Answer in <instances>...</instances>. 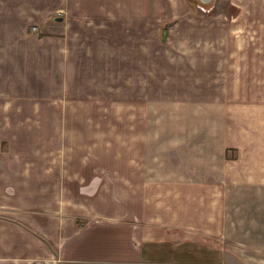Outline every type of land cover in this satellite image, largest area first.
I'll list each match as a JSON object with an SVG mask.
<instances>
[{
	"label": "crops",
	"instance_id": "crops-1",
	"mask_svg": "<svg viewBox=\"0 0 264 264\" xmlns=\"http://www.w3.org/2000/svg\"><path fill=\"white\" fill-rule=\"evenodd\" d=\"M161 2L0 0V36L24 37L0 42V69L44 83L25 98L58 102L0 108V264H264V191H222L224 145L206 148L215 168L186 175L170 164L179 150L157 146L154 125L29 123L40 114L86 118L66 104L108 78L121 83L112 88L121 87L123 100L134 87V98L144 99L146 77L156 82L175 60L161 57L163 30L145 28L147 9L154 17ZM55 18L56 26L48 24ZM33 25L64 38L28 41ZM157 35L152 46L140 43ZM159 149L174 171L155 163Z\"/></svg>",
	"mask_w": 264,
	"mask_h": 264
},
{
	"label": "rangeland",
	"instance_id": "rangeland-1",
	"mask_svg": "<svg viewBox=\"0 0 264 264\" xmlns=\"http://www.w3.org/2000/svg\"><path fill=\"white\" fill-rule=\"evenodd\" d=\"M247 3L246 0H211L206 4L200 0H162L160 5H155L156 16L151 17L153 13L147 9L145 28L147 32L156 30L155 25L165 31V35L161 40L158 35L144 36L140 43L152 46L160 40L161 57L172 56L175 60L169 71L163 69L156 75V82L146 77L144 99L134 98V87L133 93H129L130 100H123L121 87L112 88L121 83L110 85L108 78L104 85L90 83L84 95L86 99L66 104L73 109L81 108L88 114L86 118L40 114L34 115L29 123L33 127L43 122L154 125L159 136L157 146L178 149L179 157H169L170 164L176 163V170L186 175L203 174L215 168L217 160L208 156L206 148L224 145L225 176L224 181H219L222 191H264V0H248ZM159 14L161 18L157 20ZM56 21L55 18L48 24L56 26L59 23ZM42 29L37 25L29 26L27 30L32 36L26 40L43 38L57 44L58 39L64 38V35L47 33V27ZM5 38L17 43L24 37L0 36V42ZM123 38L114 36V44L121 45ZM129 40L134 44L137 37H129ZM165 49L176 52L170 54ZM0 70V108L58 106V102L40 99L37 95L33 96L35 99L25 98L33 90L42 91V81L35 83L27 81L26 76L24 80L16 72L6 73L4 70L9 71V66ZM162 81L164 83L158 84ZM34 83L39 86H33ZM25 90L29 94L21 93ZM9 93H13L11 97ZM146 130L149 132L148 128ZM30 132L41 135L39 131ZM148 140L152 145L155 142L151 137ZM4 142L0 139V152L5 150ZM149 147L146 152L150 162ZM159 150L163 155L157 157L155 163L164 170L174 171L166 163L165 150ZM136 165V162L131 163L133 168ZM204 167L206 170L202 171ZM227 247L233 248V245L227 244Z\"/></svg>",
	"mask_w": 264,
	"mask_h": 264
},
{
	"label": "water",
	"instance_id": "water-1",
	"mask_svg": "<svg viewBox=\"0 0 264 264\" xmlns=\"http://www.w3.org/2000/svg\"><path fill=\"white\" fill-rule=\"evenodd\" d=\"M202 4H206L208 2H210L211 0H200ZM165 35V31H162V36Z\"/></svg>",
	"mask_w": 264,
	"mask_h": 264
}]
</instances>
